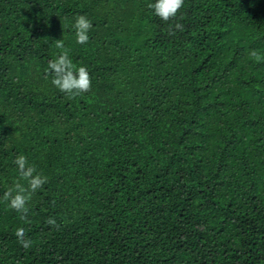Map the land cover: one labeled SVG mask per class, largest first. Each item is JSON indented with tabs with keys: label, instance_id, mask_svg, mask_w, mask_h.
Masks as SVG:
<instances>
[{
	"label": "trees",
	"instance_id": "1",
	"mask_svg": "<svg viewBox=\"0 0 264 264\" xmlns=\"http://www.w3.org/2000/svg\"><path fill=\"white\" fill-rule=\"evenodd\" d=\"M149 3L0 0V264H264V0ZM61 39L75 99L46 72ZM19 155L48 178L30 224L3 200Z\"/></svg>",
	"mask_w": 264,
	"mask_h": 264
},
{
	"label": "clouds",
	"instance_id": "2",
	"mask_svg": "<svg viewBox=\"0 0 264 264\" xmlns=\"http://www.w3.org/2000/svg\"><path fill=\"white\" fill-rule=\"evenodd\" d=\"M184 5V0H155V3H149L147 7L154 11V14L161 20L168 22L176 19L180 9ZM91 21L85 15H79L75 18L73 28L75 29V37L77 44H87L89 42V31L92 29ZM183 31L184 26L181 23L170 25L169 35H175V31ZM60 49V53L56 59L48 62L46 72L53 76L51 83L60 92L66 94L69 99L88 93L91 91L92 80L86 67H76L70 59V50L65 47L63 39L55 42ZM250 57L256 62L264 61V55L259 54L256 50L249 53ZM14 164L19 171V179L14 181L13 185L4 193L3 200L8 206L20 213V220L25 223H31L28 219V204L32 196L40 190L43 185L48 182V178L38 172L37 168L30 164L28 158L19 155L14 160ZM21 181L26 182V185ZM46 223L55 227L57 230L60 224L54 217H49ZM15 235L21 245L25 248L31 246V240L26 239V229L19 227L15 230Z\"/></svg>",
	"mask_w": 264,
	"mask_h": 264
}]
</instances>
